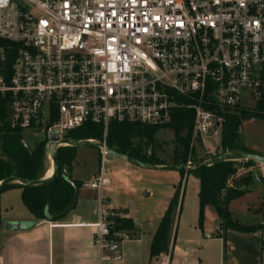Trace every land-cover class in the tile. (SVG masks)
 <instances>
[{"label": "built area", "instance_id": "2783aa9c", "mask_svg": "<svg viewBox=\"0 0 264 264\" xmlns=\"http://www.w3.org/2000/svg\"><path fill=\"white\" fill-rule=\"evenodd\" d=\"M0 38L15 44L0 46V129L42 131L48 146L53 130L103 126L98 173L83 181L97 190L98 220L81 224L95 230L99 264L121 260L133 238L104 196L110 122L164 126L184 109L190 155L215 152L225 113L264 94V0H0Z\"/></svg>", "mask_w": 264, "mask_h": 264}, {"label": "crops", "instance_id": "0c3cea01", "mask_svg": "<svg viewBox=\"0 0 264 264\" xmlns=\"http://www.w3.org/2000/svg\"><path fill=\"white\" fill-rule=\"evenodd\" d=\"M202 149L199 155L206 156L209 152ZM114 161V166L106 169L111 183L104 190L105 201L107 207L132 219L134 228L128 230L132 232L134 242L141 245L147 232L153 239L161 218L182 182V206L176 212L167 251L171 264H264V223L250 232L224 228L213 206L206 207L204 219L200 221L199 178V185L194 186L196 199L193 194L184 214L188 170L183 175L179 170L151 169L119 158ZM97 173L91 171L82 176L74 167L72 170L73 178L82 181ZM12 189L21 196V188ZM1 196L0 213L4 211L1 217L4 227L0 230V264H99L94 243L95 230L81 225L98 220L97 190L84 186L79 188L75 208L54 226H51V222L55 220H37L27 208L28 211L17 215H5L9 214L12 205L9 196ZM235 200L229 203V210ZM235 203L236 209L239 204ZM216 217L221 219L218 226L215 225ZM9 220H35L36 224L28 230H9L5 227ZM122 243V264H151L159 257H152L150 251L149 259L147 256L139 258L131 245L123 243L122 246Z\"/></svg>", "mask_w": 264, "mask_h": 264}, {"label": "trees", "instance_id": "16d2710c", "mask_svg": "<svg viewBox=\"0 0 264 264\" xmlns=\"http://www.w3.org/2000/svg\"><path fill=\"white\" fill-rule=\"evenodd\" d=\"M15 46L14 43L0 38V46ZM16 58V50L7 52V66H12ZM226 121L223 125V136L218 150L209 156H200L191 151L192 113L180 110L176 113L173 122L164 126H153L139 122L116 121L110 122L107 145L117 152L130 155L143 162L152 164H183L188 160L203 161L227 151L255 152L249 150L241 141L240 127L243 120L250 117L264 119V94L252 106L236 108L225 113ZM168 128L174 133V149L168 159L157 155L155 135L158 130ZM66 137L78 140L103 138V126L94 122H87L83 126L70 130ZM27 140L25 131L20 128L0 129V181L15 175L23 179L37 180L45 176L48 160L47 139L24 145ZM76 147L62 145L57 149V159L60 165L59 173L49 183L42 186H30L22 183H11L0 188L3 191L19 187L21 199L25 207L37 220H61L66 215L61 214L72 203L75 196V186L81 188L83 181L73 178V162L76 156ZM241 160H225L208 166L190 169L187 173H194L200 180V221L204 219L207 206H213L222 219L224 228H234L241 231H255L261 227L249 226L232 218L229 203L243 195L245 190L238 186V182L251 185L252 176L249 173L240 180L236 179L238 166ZM245 166H254L255 160H242ZM185 175L186 170H181ZM234 179V180H233ZM233 180V182H231ZM73 182V183H72ZM231 182V183H230ZM183 200L182 182L176 189L169 206L159 222V226L151 243V256L158 257L169 250L172 234V225L178 209H181ZM75 208V207H74ZM73 208V209H74ZM71 211V210H70ZM61 216V217H60ZM115 227L133 229L132 219L119 217L115 220Z\"/></svg>", "mask_w": 264, "mask_h": 264}, {"label": "rangeland", "instance_id": "374dc122", "mask_svg": "<svg viewBox=\"0 0 264 264\" xmlns=\"http://www.w3.org/2000/svg\"><path fill=\"white\" fill-rule=\"evenodd\" d=\"M241 141L243 144L251 151H255L256 153H260L264 155V119L258 117H250L243 120L241 127ZM27 140L31 143L36 141L43 140L45 138V133L42 131H32L27 130L25 132ZM156 149L157 155L160 158L168 159L170 155H172V151L174 149V133L171 129L163 128L157 131L156 135ZM202 144L197 145L196 153L199 155L200 148ZM208 151L209 153L206 156L213 154V149L203 147L202 151ZM76 156L73 162L74 169L85 176L89 174L91 171H98L100 166V150L95 146H77L76 147ZM217 151V150H216ZM215 151V152H216ZM205 157V155H204ZM115 156L108 153L105 158V167L108 169L109 167L114 166ZM238 166V172L234 177L240 180L243 177H246L249 173L251 174L253 180L251 185H245L243 183L238 182V186L241 189L245 190L243 195L236 198L235 202H238V206H236L235 202H233L230 206L231 216L234 219H237L239 222L243 224H247L249 226H258L260 223H264V165L257 162L254 166H245L243 161ZM54 169V163L49 162L47 164V170L45 173L46 177L48 175L49 170ZM234 180V179H233ZM231 180V182H233ZM230 182V183H231ZM195 184L199 185V180L196 174L190 173L188 176V181L185 183L186 192H184V206L185 211L184 214L187 213V209L189 208V203L192 195L196 199V193L194 192ZM8 192V193H7ZM251 193L250 195H247ZM7 194V195H5ZM9 194V195H8ZM2 195V196H1ZM1 197L9 196L10 204L12 205L11 210L8 212L9 214L5 215H17L21 212L28 211L21 199L20 193L15 189H7L1 193ZM234 200V199H233ZM232 201V200H231ZM230 201V202H231ZM229 207V205H228ZM4 211L0 213V230L4 227L3 221L1 217H3ZM124 216V215H123ZM122 216V217H123ZM125 217V216H124ZM126 218V217H125ZM221 224V219L216 217L215 225L218 226ZM152 238L149 237L148 232L146 236L142 238L141 245L137 244V241L134 242L132 240H124L122 241L124 244H129L136 252L138 257L147 256L150 258L151 251V243ZM122 243V246H123ZM106 254L113 256V253L110 251H106ZM124 256V255H123ZM122 260H115L113 258L104 260L102 264H122Z\"/></svg>", "mask_w": 264, "mask_h": 264}, {"label": "water", "instance_id": "95a60500", "mask_svg": "<svg viewBox=\"0 0 264 264\" xmlns=\"http://www.w3.org/2000/svg\"><path fill=\"white\" fill-rule=\"evenodd\" d=\"M58 130H53L51 132V137L50 139L52 142L48 144V151L52 156L53 163H54V169L51 175L43 177L41 179L37 180H28V179H23L18 176L12 175L9 176L2 181H0V188L11 184V183H22L30 186H42L47 183H49L52 179L56 177V175L59 173L60 170V165L57 159V149L61 145H73V146H95V147H102L103 142L100 140H78L75 138H69V137H64L62 139H59V134ZM216 142L219 144V139L216 140ZM24 145L29 147V142L27 140H24ZM108 153L112 154L116 158H119L121 160L133 162L135 164L151 168V169H160V170H190L194 169L200 166H208L212 165L221 161L225 160H248L252 159L255 160L256 162L261 163V165H264V155L256 152H243V151H227L223 154H220L215 157H211L208 159H205L203 161L199 162H191V163H183V164H152V163H147L143 162L135 157H132L127 154H123L120 152H117L116 150H113L111 148H108ZM73 183V182H72ZM78 195H79V188L75 186V196L72 201V203L66 208V210L61 214V216L66 215L70 210H72L78 201ZM60 216V217H61ZM36 221L35 220H23V221H17V220H9L5 223L6 229L9 230H16V229H22V230H28L35 226Z\"/></svg>", "mask_w": 264, "mask_h": 264}, {"label": "bare ground", "instance_id": "6f19581e", "mask_svg": "<svg viewBox=\"0 0 264 264\" xmlns=\"http://www.w3.org/2000/svg\"><path fill=\"white\" fill-rule=\"evenodd\" d=\"M52 172H53V168H51V169L49 170V172H48V175H47V176L51 175V174H52Z\"/></svg>", "mask_w": 264, "mask_h": 264}]
</instances>
